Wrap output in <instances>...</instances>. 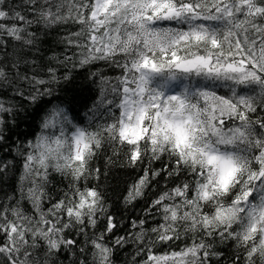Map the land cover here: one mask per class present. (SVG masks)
<instances>
[{
  "label": "snow or ice",
  "instance_id": "snow-or-ice-1",
  "mask_svg": "<svg viewBox=\"0 0 264 264\" xmlns=\"http://www.w3.org/2000/svg\"><path fill=\"white\" fill-rule=\"evenodd\" d=\"M68 25L64 52L41 64L42 34ZM75 69L99 99L86 125L49 99L40 131L16 142L19 197L0 200V264H115L129 243L133 264H220L229 244L231 264H264V0H0V146L23 106L54 98ZM109 148L102 172L93 164ZM121 153L123 166H143L125 205L161 175L179 183L117 236L90 182ZM13 163L0 158V181ZM53 174L68 181L59 199Z\"/></svg>",
  "mask_w": 264,
  "mask_h": 264
},
{
  "label": "trees",
  "instance_id": "trees-1",
  "mask_svg": "<svg viewBox=\"0 0 264 264\" xmlns=\"http://www.w3.org/2000/svg\"><path fill=\"white\" fill-rule=\"evenodd\" d=\"M76 26L68 25L63 28H56L51 30L47 35L42 34V43L40 45L41 52L36 54L41 64H47L49 58L52 56H60L64 52V45L60 43L61 38L69 31H75ZM54 63V62H53ZM58 67V74L65 71L61 66ZM95 70V66L92 69ZM108 76H116L119 74L118 70H105ZM73 79L68 83H61L60 85H53L55 88V97L46 98L45 102L33 108L29 105H24L20 114L16 118L15 124H10L7 132L6 143L0 146V158L4 160H13V167L9 171L7 177L0 181V200H3L5 195L15 194L19 197L18 186L19 177L22 173V160L19 156L15 155V144L18 140L24 141L31 139L36 133L40 131V120L45 109L51 107V104H61L65 108H70L72 114L76 116L78 122L87 124V116L89 109L93 106L94 102L99 99V84L93 82V78L88 77L86 69L73 70ZM223 91V90H220ZM8 97H5L7 99ZM51 99V104L47 101ZM8 149L7 152L3 149ZM112 155V150L109 148L101 153L99 158L94 162L93 167L101 168L102 172L105 170V161L108 156ZM115 163L107 166V176H102L99 182L91 181L90 185L98 184L99 190L104 194L108 213L113 215L117 222L121 225L117 229L116 235H125L127 232H134L131 228V221L140 219L145 215L146 209L151 201L155 199L161 192L167 188L175 186L179 183L178 180H165L164 176L157 177L151 187L147 190L146 195L133 202L132 205H125L124 197L128 193L129 187L135 183L140 176L143 175V166L139 168H132L123 166L125 164L124 154L121 153L119 157L113 156ZM154 168L161 167L160 162L153 165ZM183 178V177H181ZM51 183L48 186L50 195L59 199L63 190H67L68 181L63 179L58 174H53L50 177ZM25 189L28 185L25 184ZM24 208L31 211V206L25 201ZM49 205L45 203L44 207L47 209ZM159 222V214L153 220L148 216L146 227H153ZM104 220L103 218L98 223L96 231H103ZM91 234V233H89ZM184 241H178L172 245V249L179 250L183 246ZM167 245L159 246L153 249L154 252L164 253L170 251ZM218 251L223 252V257L220 264H231L232 258L235 255V250L231 244L227 246H218ZM135 245L129 243L123 249H117L114 255L115 264H133V256L135 255ZM144 258L143 256L136 257V260Z\"/></svg>",
  "mask_w": 264,
  "mask_h": 264
}]
</instances>
